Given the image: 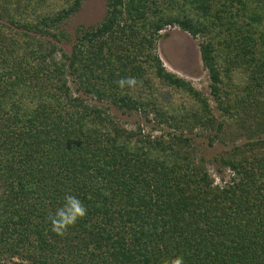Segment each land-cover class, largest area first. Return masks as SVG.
<instances>
[{
	"label": "trees",
	"instance_id": "trees-1",
	"mask_svg": "<svg viewBox=\"0 0 264 264\" xmlns=\"http://www.w3.org/2000/svg\"><path fill=\"white\" fill-rule=\"evenodd\" d=\"M84 2L0 0V264H264V0H107L67 54ZM172 27L201 39L221 118L158 55ZM199 131L233 145L215 158L223 186L195 157ZM67 194L87 215L61 236L47 216Z\"/></svg>",
	"mask_w": 264,
	"mask_h": 264
},
{
	"label": "rangeland",
	"instance_id": "rangeland-1",
	"mask_svg": "<svg viewBox=\"0 0 264 264\" xmlns=\"http://www.w3.org/2000/svg\"><path fill=\"white\" fill-rule=\"evenodd\" d=\"M106 12L107 0H85L80 12L62 25L70 41H64L59 46L63 48L65 53L70 54L80 29L84 28L87 30L98 26L105 18ZM200 42V38H193L178 27L168 28L161 33L157 43V53L167 70L190 81L195 88L210 99L215 116L221 118V113L217 110L216 104L210 95V80L208 72L203 66ZM61 54L59 53L58 57H61ZM89 101L96 106L109 107V113L128 130H136L139 126H142L146 133L151 132L153 135H160L163 132L161 131L162 127L152 132V126L155 123H148L139 114L123 112L108 103H99L95 100L91 101V99ZM241 143L239 142L238 144ZM192 144L195 157L198 160L204 159L206 161L216 185L223 186L226 181L230 180L232 177L230 171H226L221 176L217 174L215 158L222 151L231 149L232 144L222 145L217 143L210 145L208 133L205 131L195 133L192 136Z\"/></svg>",
	"mask_w": 264,
	"mask_h": 264
},
{
	"label": "clouds",
	"instance_id": "clouds-1",
	"mask_svg": "<svg viewBox=\"0 0 264 264\" xmlns=\"http://www.w3.org/2000/svg\"><path fill=\"white\" fill-rule=\"evenodd\" d=\"M121 89H135L138 81L135 77H125L117 81ZM87 215V208L83 202L75 195L67 194L64 197L63 204L54 212H50L47 220L50 223L51 231L57 235H64L67 230L76 225ZM162 264H185L182 255H176L173 258L165 259Z\"/></svg>",
	"mask_w": 264,
	"mask_h": 264
}]
</instances>
